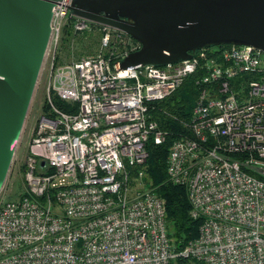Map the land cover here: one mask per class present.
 I'll use <instances>...</instances> for the list:
<instances>
[{"label":"built area","instance_id":"1","mask_svg":"<svg viewBox=\"0 0 264 264\" xmlns=\"http://www.w3.org/2000/svg\"><path fill=\"white\" fill-rule=\"evenodd\" d=\"M70 2L50 9L38 72L47 71L45 109L19 167L21 192L3 196L15 150L0 186V264H171L176 256L264 264V51L225 44L176 63L121 69L139 44L73 16V35L97 32L98 50L57 64ZM195 72L198 92L184 122L191 136L171 142L165 174L185 187L189 214L201 222L176 252L163 200L145 175L146 142L165 136L147 107Z\"/></svg>","mask_w":264,"mask_h":264},{"label":"water","instance_id":"2","mask_svg":"<svg viewBox=\"0 0 264 264\" xmlns=\"http://www.w3.org/2000/svg\"><path fill=\"white\" fill-rule=\"evenodd\" d=\"M55 1L0 0V186L32 98ZM68 11L139 44L119 60L121 69L176 63L225 44L264 51V0H71Z\"/></svg>","mask_w":264,"mask_h":264},{"label":"trees","instance_id":"3","mask_svg":"<svg viewBox=\"0 0 264 264\" xmlns=\"http://www.w3.org/2000/svg\"><path fill=\"white\" fill-rule=\"evenodd\" d=\"M72 19L73 16L66 18L62 27L60 43L75 38L76 35H73L71 31ZM91 33H96L99 39V34L95 31L83 32L82 34L89 35ZM56 63H62L58 54H56ZM195 76H197L196 72L187 76L170 95L159 101L150 102L147 107L149 118L165 131V136L160 144H154L151 140L146 142L147 155L144 170L150 187L163 200L167 233L176 252L197 236L201 222L200 218H192L189 214L190 205L185 187L170 183L165 174V160L171 142L180 136H191L184 122L188 119L198 92V87L193 80ZM52 100L62 111L70 112L73 109V105L60 101L56 97H53ZM43 109H45L44 105ZM171 264L205 263L189 257L176 256Z\"/></svg>","mask_w":264,"mask_h":264},{"label":"rangeland","instance_id":"4","mask_svg":"<svg viewBox=\"0 0 264 264\" xmlns=\"http://www.w3.org/2000/svg\"><path fill=\"white\" fill-rule=\"evenodd\" d=\"M98 41L99 39L96 33H91L89 35L80 33L77 34L75 38L71 40L69 39L68 42L66 41L65 43H60L57 54L59 55L62 63H67L69 61L79 59L80 57L96 53L98 50ZM46 81L47 71L46 68H44L38 74V79L36 81L32 98L18 138V143L15 148L14 165L4 184L3 196L6 199L15 200L21 192L22 177L19 167L22 164L23 157L26 153L31 129L43 104V91Z\"/></svg>","mask_w":264,"mask_h":264}]
</instances>
